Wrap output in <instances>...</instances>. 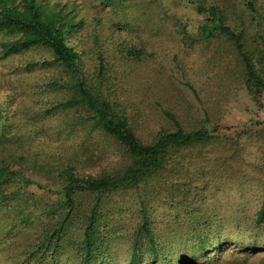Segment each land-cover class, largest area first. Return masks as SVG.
<instances>
[{
  "label": "trees",
  "instance_id": "trees-1",
  "mask_svg": "<svg viewBox=\"0 0 264 264\" xmlns=\"http://www.w3.org/2000/svg\"><path fill=\"white\" fill-rule=\"evenodd\" d=\"M190 1L206 15L203 40L232 41L247 99L264 113V1L238 0L256 25L245 38L219 0ZM69 5L0 0V257L10 264H116L112 246L122 239L125 264H264V166H255V176L233 166L240 138L258 141L264 118L233 125L183 107L145 112L144 100L118 89L137 78L144 41H128L106 18L76 16ZM85 49L94 54L92 67L83 65ZM115 49L130 65L113 67ZM72 134L79 139L68 146ZM108 150L115 159L99 164ZM250 187L261 191L254 208H220L219 192Z\"/></svg>",
  "mask_w": 264,
  "mask_h": 264
},
{
  "label": "rangeland",
  "instance_id": "rangeland-1",
  "mask_svg": "<svg viewBox=\"0 0 264 264\" xmlns=\"http://www.w3.org/2000/svg\"><path fill=\"white\" fill-rule=\"evenodd\" d=\"M53 1L56 0H49L50 3ZM59 1L66 5L65 10L70 7V2H74L73 11L76 16L95 15L103 20L106 18L108 24L115 25L116 33L127 36L124 39L128 41L130 40L128 36H138L144 41L141 55L136 59L139 60L134 70L138 75L137 78L132 84H129V79L118 82L120 86L118 89L122 96L128 97L131 101L144 100L149 105L145 112L150 110L159 114L162 108L183 107L182 111L185 112L207 111L210 116L221 117L222 121L233 125L253 117L264 118L262 109L247 99L248 91L245 90L241 77V64L232 41L223 35L208 42L203 40L199 27L205 21L206 15L198 13L192 1L116 0L110 6H102L98 0ZM209 1L206 0L205 4ZM219 2L226 8L228 15L226 21L243 30L244 38L249 36L256 25L251 22L241 1L219 0ZM262 26L264 31V19ZM82 33L81 39H84L87 30L83 29ZM86 42L90 44V38L87 37ZM117 51L115 49L114 53L119 63L113 67L121 68V63L130 65L128 59L120 58ZM110 54H112L110 50L104 52V55ZM93 55L85 49L81 56L84 66L94 65ZM261 82L263 85L264 79ZM249 87L248 84L247 89ZM254 92L253 89L252 94ZM259 93L264 101V88ZM78 139L79 137H74L72 134L65 138V141L68 146H72ZM258 139L260 145L256 144L258 141L254 137L247 140L242 136L238 142L241 160L233 163V166L243 170L247 176H255L253 171L258 169H255L258 163L264 166V133H261ZM105 153V156L98 160L99 164L112 162L115 159L111 150ZM45 181L39 177L40 183L44 184ZM52 181L49 184L51 190L54 186ZM28 189L34 194L43 196H50L51 193L50 189H46L45 192L35 185H29ZM258 192H261L260 189L254 187L244 188L240 194L233 189L219 192L218 202L222 210L223 204L231 207L239 203L247 211L256 205ZM119 199V196L113 197V201ZM162 210V206L157 208L159 212ZM128 218L125 216V222ZM112 251L116 264H125L127 251L122 239L113 242ZM258 253L264 254V250ZM211 254L208 255L210 259L215 256ZM10 262L11 259L5 253L1 255L0 264H10ZM192 264H204V260L197 259Z\"/></svg>",
  "mask_w": 264,
  "mask_h": 264
}]
</instances>
